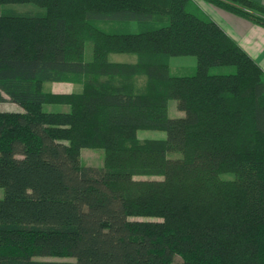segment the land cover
<instances>
[{
    "label": "trees",
    "instance_id": "16d2710c",
    "mask_svg": "<svg viewBox=\"0 0 264 264\" xmlns=\"http://www.w3.org/2000/svg\"><path fill=\"white\" fill-rule=\"evenodd\" d=\"M204 1L264 28L260 3ZM87 42L101 59L85 61ZM183 56L195 73L170 76ZM170 99L183 116L168 117ZM4 102L22 112L0 111V264H264V72L194 0H0ZM84 148L103 149L100 168Z\"/></svg>",
    "mask_w": 264,
    "mask_h": 264
},
{
    "label": "rangeland",
    "instance_id": "374dc122",
    "mask_svg": "<svg viewBox=\"0 0 264 264\" xmlns=\"http://www.w3.org/2000/svg\"><path fill=\"white\" fill-rule=\"evenodd\" d=\"M199 8L205 12L202 3L204 0H194ZM2 10L12 9L17 12H28L35 13L43 11V8L38 7L32 3H9L1 6ZM206 13V12H205ZM98 27L108 30V31H121L129 33H137L148 27L147 24L137 23V22H128V23H114V22H104L97 21L95 23ZM95 46L92 42L85 43L84 47V59L89 61L91 59H101L100 55L95 53ZM137 59L135 53H111L108 54L107 61L111 62H121V63H134ZM169 75L170 76H190L195 73L196 62L195 58L192 56H183V57H169ZM234 71L232 66H214L210 68V73L212 74H227ZM40 90L42 92H56V93H78L81 91V85L79 84H70V83H43L41 84ZM51 111L56 112H67L69 107L62 104H54L47 106ZM21 108L16 104L10 102H5L0 105V111L2 112H21ZM167 115L170 118L183 116L182 111L177 110L176 101L173 99L168 100L167 102ZM165 136V132L161 130H140L137 132L138 141H143L147 139H162ZM103 149L101 148H84L80 150V157L82 162L85 165L100 168L103 165ZM173 155V156H172ZM177 157L179 154L172 153L170 157ZM223 178H232L231 173L222 174ZM2 191L0 189V197ZM132 220H147V221H157L158 218L154 217H131ZM37 260L44 261H73L71 258H61V257H49V258H37ZM180 258H175V263H179Z\"/></svg>",
    "mask_w": 264,
    "mask_h": 264
},
{
    "label": "crops",
    "instance_id": "0c3cea01",
    "mask_svg": "<svg viewBox=\"0 0 264 264\" xmlns=\"http://www.w3.org/2000/svg\"><path fill=\"white\" fill-rule=\"evenodd\" d=\"M251 1L264 5V0ZM202 6L211 19H213L264 72V28L210 3L203 2ZM3 97L6 100L8 99L5 95ZM1 104L3 103H0V105Z\"/></svg>",
    "mask_w": 264,
    "mask_h": 264
}]
</instances>
